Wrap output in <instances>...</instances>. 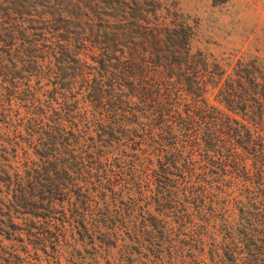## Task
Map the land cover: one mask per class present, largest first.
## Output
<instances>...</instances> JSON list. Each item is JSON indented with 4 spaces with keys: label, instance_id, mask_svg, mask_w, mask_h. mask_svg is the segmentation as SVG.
Returning a JSON list of instances; mask_svg holds the SVG:
<instances>
[{
    "label": "trees",
    "instance_id": "16d2710c",
    "mask_svg": "<svg viewBox=\"0 0 264 264\" xmlns=\"http://www.w3.org/2000/svg\"><path fill=\"white\" fill-rule=\"evenodd\" d=\"M0 264H264V60L173 0H0Z\"/></svg>",
    "mask_w": 264,
    "mask_h": 264
},
{
    "label": "rangeland",
    "instance_id": "374dc122",
    "mask_svg": "<svg viewBox=\"0 0 264 264\" xmlns=\"http://www.w3.org/2000/svg\"><path fill=\"white\" fill-rule=\"evenodd\" d=\"M195 24L199 45L219 56L264 60V0H173Z\"/></svg>",
    "mask_w": 264,
    "mask_h": 264
}]
</instances>
